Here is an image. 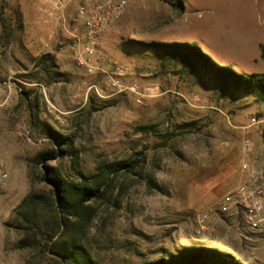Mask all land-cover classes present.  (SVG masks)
<instances>
[{
  "label": "rangeland",
  "instance_id": "rangeland-1",
  "mask_svg": "<svg viewBox=\"0 0 264 264\" xmlns=\"http://www.w3.org/2000/svg\"><path fill=\"white\" fill-rule=\"evenodd\" d=\"M82 2L0 0L11 31L6 41L0 21V264H56L17 248L20 235L9 225L27 194L48 192L36 159L56 147L46 124L74 135L79 157L48 162L67 176L135 156L155 170L160 189L122 173L99 206L87 242L102 264H148L187 246L264 264V226L246 230L241 216L218 211L243 181L244 138L264 145V128H247L264 114V100L222 93L138 42H190L235 71L262 72L264 0H129L100 33L91 72L77 62ZM47 52L62 73L55 79L37 67Z\"/></svg>",
  "mask_w": 264,
  "mask_h": 264
},
{
  "label": "trees",
  "instance_id": "trees-1",
  "mask_svg": "<svg viewBox=\"0 0 264 264\" xmlns=\"http://www.w3.org/2000/svg\"><path fill=\"white\" fill-rule=\"evenodd\" d=\"M2 37L8 41L11 31L0 11ZM140 44L164 53L165 59L181 65L183 72H198L215 84L222 93L248 94L264 100V71L238 72L215 61L203 49L190 42L151 41ZM264 58V43L261 44ZM51 52L44 53L37 67L55 79L61 71ZM45 134L52 138L56 147L39 153L36 157L42 179L48 192L34 191L20 202L14 219L9 225L20 235L16 243L19 249H29L39 254L51 255L56 264H102L87 242L88 233L99 206L111 201L114 182L120 174H133L147 181L149 187L160 189L155 170L146 172L140 157L98 161L95 172L73 178L48 162L70 154L79 157L74 135H66L54 126L46 124ZM145 161V160H144ZM44 211H48L47 214ZM32 264L31 259L27 260ZM239 264L227 253L218 249L187 246L169 257L163 256L148 264Z\"/></svg>",
  "mask_w": 264,
  "mask_h": 264
},
{
  "label": "built area",
  "instance_id": "built-area-1",
  "mask_svg": "<svg viewBox=\"0 0 264 264\" xmlns=\"http://www.w3.org/2000/svg\"><path fill=\"white\" fill-rule=\"evenodd\" d=\"M72 0H59L66 4ZM129 0H83L79 5L78 19L81 23V34L77 35L81 53L77 58L80 66L88 71L93 70L91 58L95 55L96 45L100 33L105 25L119 19L124 13ZM77 30V29H76ZM114 88H122L119 80L112 79ZM129 88V87H128ZM133 88V87H132ZM135 91V89H131ZM137 100L142 102V98ZM264 128V114L251 117L247 128ZM254 141L250 137L244 138L243 155L241 164L243 181L233 190L224 195L219 203L218 211L221 213L235 212L241 216L246 230H259L264 226V155L253 152ZM205 214L203 221H205Z\"/></svg>",
  "mask_w": 264,
  "mask_h": 264
},
{
  "label": "crops",
  "instance_id": "crops-1",
  "mask_svg": "<svg viewBox=\"0 0 264 264\" xmlns=\"http://www.w3.org/2000/svg\"><path fill=\"white\" fill-rule=\"evenodd\" d=\"M61 16V15H60ZM43 19L45 20V18L43 17ZM78 24V23H77ZM79 26V25H78ZM77 26V27H78ZM77 27H76V29H77ZM79 28H80V26H79ZM74 31V30H73ZM76 31V30H75ZM72 33H74V32H72ZM253 152H255V153H259V154H261V155H264V145L263 146H260V144H258V141L257 140H255L254 141V147H253Z\"/></svg>",
  "mask_w": 264,
  "mask_h": 264
},
{
  "label": "water",
  "instance_id": "water-1",
  "mask_svg": "<svg viewBox=\"0 0 264 264\" xmlns=\"http://www.w3.org/2000/svg\"><path fill=\"white\" fill-rule=\"evenodd\" d=\"M213 264H216V263H213ZM218 264V263H217Z\"/></svg>",
  "mask_w": 264,
  "mask_h": 264
}]
</instances>
